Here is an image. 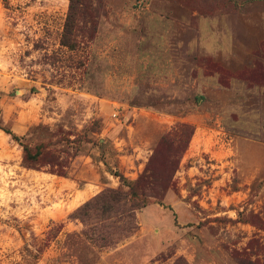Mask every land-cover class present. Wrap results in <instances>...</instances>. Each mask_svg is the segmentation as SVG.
Instances as JSON below:
<instances>
[{"label": "rangeland", "instance_id": "obj_1", "mask_svg": "<svg viewBox=\"0 0 264 264\" xmlns=\"http://www.w3.org/2000/svg\"><path fill=\"white\" fill-rule=\"evenodd\" d=\"M85 3L71 49L70 0H0V264H264V0ZM183 124L165 196L110 220L133 229L117 243L87 240L77 209L127 191L112 172L138 179ZM8 131L68 176L30 167Z\"/></svg>", "mask_w": 264, "mask_h": 264}, {"label": "trees", "instance_id": "obj_2", "mask_svg": "<svg viewBox=\"0 0 264 264\" xmlns=\"http://www.w3.org/2000/svg\"><path fill=\"white\" fill-rule=\"evenodd\" d=\"M85 2L86 0H70L62 44L71 49H76L77 46V32L85 8H82L80 5L85 6ZM91 22L94 23V19L91 18ZM8 132L13 134L14 139L23 147L24 160L30 167L40 169L49 166L50 172L60 176H68V171L64 169V165L59 160V157L56 156L53 151L49 150L48 144L42 142L32 146L29 142L24 140L25 137L18 136L12 133V131ZM192 133L191 127L187 124H183L180 128L179 135L162 137L154 155L150 159L146 172L135 181H128L119 171L112 172V174L119 177L120 181L126 184L129 189L124 191L120 188H106L77 209L75 217L81 219L85 225V229L82 231L85 238L100 248H103L117 243L122 239V236L126 237L130 235L133 229L132 227H126L124 228L123 235L117 237L115 232H110L108 225H110L111 222L109 223V221L113 218H118L120 220L125 217L128 221H133L134 224L136 209L145 206L151 197L161 200L165 196L168 190L167 187L162 190L155 188L159 180L166 182L169 179L168 174H160L159 165L160 163H166L168 154L175 150V144L177 142L183 143V145L184 143L187 144ZM91 141L88 135L84 139V142ZM99 141L102 145L105 143L103 140ZM63 227V223L59 224V226L49 231L48 237L50 238V236H52V231L53 234L55 233V237L58 236ZM175 264H182V261L178 259Z\"/></svg>", "mask_w": 264, "mask_h": 264}]
</instances>
